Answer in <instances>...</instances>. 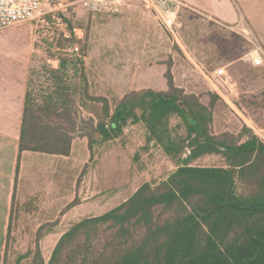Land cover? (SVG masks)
Segmentation results:
<instances>
[{
  "label": "rangeland",
  "instance_id": "374dc122",
  "mask_svg": "<svg viewBox=\"0 0 264 264\" xmlns=\"http://www.w3.org/2000/svg\"><path fill=\"white\" fill-rule=\"evenodd\" d=\"M127 1L131 5L129 9L113 14L85 9L79 0H65L33 21L0 31L12 39L20 33L31 44L30 78L36 85V101L32 106L35 115L45 116L38 110L48 103L61 110V104L69 101L70 116L81 121L74 130L71 144L74 154L70 158L69 190L71 196L74 192L76 195L68 208L77 205L76 208L65 217H51L49 196L42 201L39 193L13 204L3 247L0 234L1 263L5 251L6 264H14L19 255L34 251L37 245L48 261L60 236L75 222L85 215L108 211L143 183L155 185L175 170L174 161L149 138L142 121L128 123L118 136L103 139L98 132L100 135L95 137L96 125L104 119L101 99H106L112 108L119 97L137 90L130 88L133 82L147 83L151 77L157 84L163 80L157 74L127 73L132 45L139 51L136 61L144 58L151 66L165 62L173 70L175 83L185 93L199 95L206 104L213 101V133L238 136L248 126L264 137V96L259 98L264 95V87L257 88L264 82V64H255L251 58L256 40L250 26L210 23L185 7L172 18L163 9L142 0ZM240 3L252 14L254 0ZM56 17L62 18L63 27L55 22ZM63 31L69 36L63 35ZM0 43L5 46L16 42ZM72 43L77 44L78 55L69 52ZM143 50L146 53L140 57ZM60 62H64V67L60 68ZM50 67L60 68L57 77L64 78L63 89L57 86L56 78H49L46 73ZM220 67H224V79L231 88L229 94L221 93L213 84L215 70ZM228 95V99L224 98ZM68 118L69 115L65 119V114L53 116V120L61 123ZM170 127L173 136L184 135L179 118L172 117ZM192 164L226 166V159L221 154H208ZM30 259L21 262L25 264Z\"/></svg>",
  "mask_w": 264,
  "mask_h": 264
},
{
  "label": "trees",
  "instance_id": "16d2710c",
  "mask_svg": "<svg viewBox=\"0 0 264 264\" xmlns=\"http://www.w3.org/2000/svg\"><path fill=\"white\" fill-rule=\"evenodd\" d=\"M60 68L46 73L63 89ZM165 78L166 90H133L112 108L101 99L105 120L96 129L109 139L128 123L142 121L177 168L155 185L143 183L108 211L75 222L48 261L37 245L14 264L29 257L25 264H264V138L248 126L238 136L213 133V101L203 103L175 86L169 67ZM34 83L29 77L19 151L68 155L81 121L70 116L69 101L61 110L48 103L38 110L45 116H36ZM55 114L70 118L61 123L53 120ZM172 117L183 124L180 138L171 134ZM208 154L223 155L226 166L191 164Z\"/></svg>",
  "mask_w": 264,
  "mask_h": 264
},
{
  "label": "crops",
  "instance_id": "0c3cea01",
  "mask_svg": "<svg viewBox=\"0 0 264 264\" xmlns=\"http://www.w3.org/2000/svg\"><path fill=\"white\" fill-rule=\"evenodd\" d=\"M179 1L183 3V7L197 12L203 16L205 21L210 23L216 22L224 26L233 27L244 26L246 23L252 28L255 40L264 49V0H254L252 14H250V11H245L240 3L241 0ZM4 33H0V42L15 40L16 43L5 46L0 43V234L2 235V247L5 242L3 237H5L7 232L11 209L16 202H23L26 197H31L37 193L41 197L43 196L42 201H45V197L49 196L51 217H65L77 206L74 205L71 209L68 208L76 195V192H74L71 196L69 190L70 158L74 154L73 149H70L68 155L29 150L19 151V138L30 77L32 49L30 42L22 34L17 33L15 38L12 39V37L5 36ZM139 38L143 40L142 36ZM138 52L132 45L130 57L132 60L127 63V73L132 75L157 74L158 79L161 75L163 80L157 84L154 83L151 77L147 83L143 81L133 82L130 88L137 90L147 88L166 90L165 72L168 67L165 62H157V64L151 66L144 58L136 61L135 58ZM145 53L144 50L141 51L140 57L144 56ZM170 71L173 76V82L177 86L171 67ZM261 87H264V82L259 84L258 90ZM262 96L264 95L259 98H262ZM224 98L228 99L229 95ZM249 128L255 135L259 136L251 127ZM173 165L175 166L174 169H176L177 164L173 162ZM96 215L100 214L85 216ZM0 264H2L1 258Z\"/></svg>",
  "mask_w": 264,
  "mask_h": 264
},
{
  "label": "built area",
  "instance_id": "2783aa9c",
  "mask_svg": "<svg viewBox=\"0 0 264 264\" xmlns=\"http://www.w3.org/2000/svg\"><path fill=\"white\" fill-rule=\"evenodd\" d=\"M65 0H0V30L20 24L26 21H33L39 18L47 10L53 11L58 6H61ZM82 7L91 11H98L103 13L119 14L123 9H129L130 3L127 0H79ZM144 3L153 6L154 8L163 9L168 16L176 17L177 12L183 3L179 0H142ZM55 22L59 26H64L62 18L56 17ZM63 35L69 36L66 32ZM70 33V32H69ZM256 48L254 54H250L255 64H264V49L256 41ZM72 55H78V46L72 43L69 48ZM224 67L215 70L213 77V84L216 89L223 94H229L231 88L225 77Z\"/></svg>",
  "mask_w": 264,
  "mask_h": 264
},
{
  "label": "water",
  "instance_id": "95a60500",
  "mask_svg": "<svg viewBox=\"0 0 264 264\" xmlns=\"http://www.w3.org/2000/svg\"><path fill=\"white\" fill-rule=\"evenodd\" d=\"M99 135H100V134L96 131V132H95V137H96V136L98 137Z\"/></svg>",
  "mask_w": 264,
  "mask_h": 264
}]
</instances>
